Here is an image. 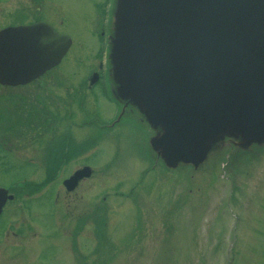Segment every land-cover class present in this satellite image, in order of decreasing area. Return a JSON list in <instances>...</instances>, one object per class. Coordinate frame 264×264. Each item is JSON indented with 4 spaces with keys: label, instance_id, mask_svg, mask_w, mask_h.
I'll use <instances>...</instances> for the list:
<instances>
[{
    "label": "rangeland",
    "instance_id": "1",
    "mask_svg": "<svg viewBox=\"0 0 264 264\" xmlns=\"http://www.w3.org/2000/svg\"><path fill=\"white\" fill-rule=\"evenodd\" d=\"M107 2L0 0V27L40 18L71 39L42 89L0 87V136L14 147L0 153V187L15 195L2 208L0 264H264V144L228 160L226 151L214 153L196 170L166 171L145 146L152 135L145 126L126 119L113 130L98 127L117 112L98 87L74 95L102 53L98 17ZM51 88L55 132L38 143L22 139L13 125L21 100L48 104ZM90 119L96 124L82 125ZM65 143L70 154L60 160ZM83 165L90 176L66 190L62 181ZM8 225L22 233L3 235ZM19 245L18 254L7 249Z\"/></svg>",
    "mask_w": 264,
    "mask_h": 264
},
{
    "label": "water",
    "instance_id": "2",
    "mask_svg": "<svg viewBox=\"0 0 264 264\" xmlns=\"http://www.w3.org/2000/svg\"><path fill=\"white\" fill-rule=\"evenodd\" d=\"M107 44L112 96L146 123L166 168L264 144V0H115ZM69 45L44 23L1 30L0 84L34 80Z\"/></svg>",
    "mask_w": 264,
    "mask_h": 264
},
{
    "label": "flooded vegetation",
    "instance_id": "3",
    "mask_svg": "<svg viewBox=\"0 0 264 264\" xmlns=\"http://www.w3.org/2000/svg\"><path fill=\"white\" fill-rule=\"evenodd\" d=\"M114 4H115V0H108L107 4H105L106 6H101L100 7V12L102 13L100 15H103V16H102V18L98 17V21L101 22V30L99 29V33L98 34H99V37L101 39L102 45H103V41L104 42L105 41L108 42V37H109V34H110L111 17H112V11H113ZM40 21L47 23L55 31H57V29L52 24H50V23H48V22H46L44 20H41L40 18H34L33 20L28 19L27 21L17 22V23H14V24H4L2 27H0V30L6 28L8 26H27V25H31V24H34V23L40 22ZM104 35H105V37H104ZM57 67L58 66H56V67L44 72L36 80H34L32 82H29V83H27L25 85L19 86V87H25L27 85H34V87H35V88H33L34 90L42 89L44 87L43 79L46 76L52 77V71H54ZM97 67L98 66L94 65V67L91 69V71H90V73H89V75L87 77V83L85 85H83L81 83L77 84L76 87H79L80 90H83L82 93L80 91V92H76L74 95H79L80 98L82 97V95L84 97L88 96L89 94H92L93 91L97 87H98L97 91H99L100 94L105 95L104 86H102L99 83V80L93 82V84L91 82V81H93L95 79L94 74L96 73V68ZM106 71H108V66L106 67ZM50 91L52 92V88L50 89ZM34 92L32 93V95H35ZM55 97H56V95H55V93H53V95H50V98H49L50 102L47 101L48 104H46V103L45 104H43V103H35V104L31 105V106H26L25 98H23L22 100H21L22 97L20 98V100H21L20 104L23 105V107H22L23 111H22V113L19 114V117H18L19 120L18 121H14V123H13V125L14 126L16 125L18 129L20 128L19 133H18V134H20V135H18L19 137H21L22 139H25V137H27L28 139H32L33 141H35V143H38L39 139L42 137V135H45V137H46L47 135H52L55 132V125H54V121H56V116H55L56 100H55ZM111 102H113V101H111ZM113 104L117 107V112L115 114V116L117 117L116 126L119 127L121 125H124L123 121L125 122L126 119H127L128 123L130 125H132V126H135L134 123H136L137 121L142 123V120H138L137 119L136 114H135L136 110L132 106L127 105L124 102H120V103L113 102ZM28 107H31V109H28ZM16 116H18V114ZM115 116H114V118H115ZM14 117L15 116H12L13 120H14ZM20 117H21V119H20ZM69 117L70 118L72 117V113H69ZM114 118L111 119L110 122H112L114 120ZM0 121H2V120H0ZM96 121L97 120H95V119H90V121H84L82 123V125H94V124H96ZM117 124H119V125H117ZM69 125H72L71 122L69 123ZM18 129H17V131H18ZM102 130L103 131L104 130L107 131V129H105V128H103ZM11 149H14V147L12 148V146H10L7 143V141H5L2 136H0V151L3 152V153H10ZM54 151L55 150H51L50 151L51 157H52ZM24 162L32 164L33 161L30 162V160L28 159L27 161L24 160ZM44 163H45V161H44ZM10 195H12V198H15L14 197L15 195H13L11 193H10ZM7 202H3L2 208ZM18 208H19V204H18ZM2 215H3V209H1L0 218L2 217ZM22 217H23V215H22ZM7 233L12 235V236H19L22 232H21L20 227L15 229L13 227V225H11V226L8 225V227L4 231L3 235H5ZM8 248L11 249L10 251L17 250L18 251L17 254L23 250L22 246H20V247L8 246L7 249ZM17 254H16V256H17ZM15 260H16L15 262L14 261H12V262L11 261H6L3 264H21L22 261H23V260H20V258H16ZM32 261L35 262V259L30 260L31 263H32Z\"/></svg>",
    "mask_w": 264,
    "mask_h": 264
},
{
    "label": "trees",
    "instance_id": "4",
    "mask_svg": "<svg viewBox=\"0 0 264 264\" xmlns=\"http://www.w3.org/2000/svg\"><path fill=\"white\" fill-rule=\"evenodd\" d=\"M69 144L68 143H65L64 145H62V146H60V148H58V154H59V157H60V160H65V158H66V156L68 155V154H70L69 152H68V148H69V146H68ZM63 146H67V148H66V155H64V151H65V149L63 148ZM67 152H68V154H67ZM69 156H67V158H68ZM59 160V159H58ZM57 168V167H56ZM56 172V169H52L51 170V172H49L48 173V175H54V173ZM47 173V172H46Z\"/></svg>",
    "mask_w": 264,
    "mask_h": 264
}]
</instances>
